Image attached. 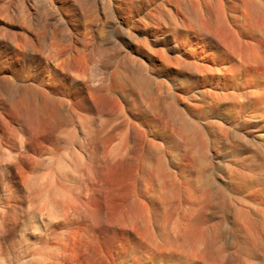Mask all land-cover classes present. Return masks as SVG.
Masks as SVG:
<instances>
[{"label":"rangeland","instance_id":"1","mask_svg":"<svg viewBox=\"0 0 264 264\" xmlns=\"http://www.w3.org/2000/svg\"><path fill=\"white\" fill-rule=\"evenodd\" d=\"M0 264H264V0H0Z\"/></svg>","mask_w":264,"mask_h":264}]
</instances>
